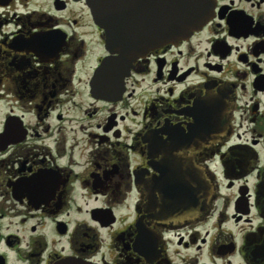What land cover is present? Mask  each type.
<instances>
[{
	"label": "flooded vegetation",
	"instance_id": "obj_1",
	"mask_svg": "<svg viewBox=\"0 0 264 264\" xmlns=\"http://www.w3.org/2000/svg\"><path fill=\"white\" fill-rule=\"evenodd\" d=\"M106 55L87 0H0V264H264V0H215L117 100Z\"/></svg>",
	"mask_w": 264,
	"mask_h": 264
},
{
	"label": "water",
	"instance_id": "obj_2",
	"mask_svg": "<svg viewBox=\"0 0 264 264\" xmlns=\"http://www.w3.org/2000/svg\"><path fill=\"white\" fill-rule=\"evenodd\" d=\"M87 3L95 23L105 30L109 51L96 69L93 91L111 100L121 97L133 60L155 47L189 37L208 22L215 6V0H87Z\"/></svg>",
	"mask_w": 264,
	"mask_h": 264
},
{
	"label": "rangeland",
	"instance_id": "obj_3",
	"mask_svg": "<svg viewBox=\"0 0 264 264\" xmlns=\"http://www.w3.org/2000/svg\"><path fill=\"white\" fill-rule=\"evenodd\" d=\"M87 37L90 38V39L92 38L90 35H88ZM93 46L94 47L91 50L92 53H91V55L89 57V60L87 61L88 62L87 66H89V67H90L91 64H93L95 62L96 56H98L101 53V49L99 48L100 47L99 45L94 43Z\"/></svg>",
	"mask_w": 264,
	"mask_h": 264
}]
</instances>
